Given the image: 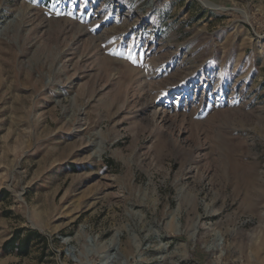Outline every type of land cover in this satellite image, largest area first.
<instances>
[{"label": "rangeland", "instance_id": "obj_1", "mask_svg": "<svg viewBox=\"0 0 264 264\" xmlns=\"http://www.w3.org/2000/svg\"><path fill=\"white\" fill-rule=\"evenodd\" d=\"M0 264H264V0H0Z\"/></svg>", "mask_w": 264, "mask_h": 264}, {"label": "trees", "instance_id": "obj_2", "mask_svg": "<svg viewBox=\"0 0 264 264\" xmlns=\"http://www.w3.org/2000/svg\"><path fill=\"white\" fill-rule=\"evenodd\" d=\"M46 239L38 233L17 231L3 245V251L7 254H15L25 257L29 254L31 246L35 244L45 245Z\"/></svg>", "mask_w": 264, "mask_h": 264}]
</instances>
